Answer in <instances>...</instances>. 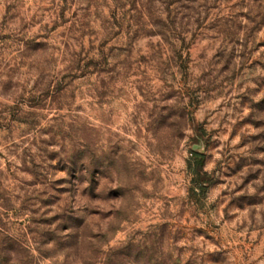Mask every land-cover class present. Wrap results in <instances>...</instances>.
Listing matches in <instances>:
<instances>
[{"label": "rangeland", "instance_id": "obj_1", "mask_svg": "<svg viewBox=\"0 0 264 264\" xmlns=\"http://www.w3.org/2000/svg\"><path fill=\"white\" fill-rule=\"evenodd\" d=\"M0 256L264 264V0H0Z\"/></svg>", "mask_w": 264, "mask_h": 264}, {"label": "trees", "instance_id": "obj_2", "mask_svg": "<svg viewBox=\"0 0 264 264\" xmlns=\"http://www.w3.org/2000/svg\"><path fill=\"white\" fill-rule=\"evenodd\" d=\"M196 156H199L198 154H196ZM0 258H1V256H0ZM0 264H3V262L2 261H0Z\"/></svg>", "mask_w": 264, "mask_h": 264}]
</instances>
